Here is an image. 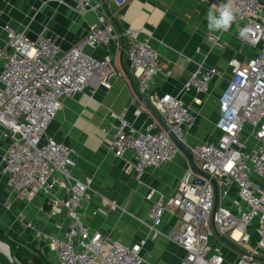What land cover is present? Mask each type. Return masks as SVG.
Wrapping results in <instances>:
<instances>
[{"label": "built area", "instance_id": "2783aa9c", "mask_svg": "<svg viewBox=\"0 0 264 264\" xmlns=\"http://www.w3.org/2000/svg\"><path fill=\"white\" fill-rule=\"evenodd\" d=\"M74 1L77 14L97 12L98 19L89 26L83 42L68 50L43 35L31 39L24 31L4 27L7 40L5 46H0V180L5 177L11 193L22 199L42 194L45 201L41 211L46 217L54 218L65 211L66 228L50 239L58 264H146V238L124 243L85 223L84 198L91 181L74 174V149L48 134L64 98L83 93L94 78L106 86L119 74L111 55L98 57L87 50L109 46L119 37L111 19L100 12L103 4ZM114 1L122 8L132 0ZM199 1L219 8L229 5L234 17L226 30L218 29L209 35L213 44H221L223 34L238 23L240 40L252 46L255 55L247 61L237 57L228 60L230 75L218 99L216 141H187L185 130L194 123V116L181 96L165 94L154 108L169 130L189 147L201 163L200 168L216 180L218 204L215 210L211 179L190 168L173 194L150 188L148 198L152 203L147 217L139 221L151 237H163L185 251L179 264H228L221 251L211 252L210 238L248 244L249 226L254 224L257 244L241 253L234 264H255L258 256H264V4L262 0ZM122 37L140 93L146 94L157 74L170 72L161 66L150 38H141L140 31L131 28ZM215 75H220L217 68L200 64L185 89L208 93ZM141 112L137 109L136 115ZM110 117L111 150L119 158L134 152L135 159L127 162V171L138 179L148 168L164 167L179 150L155 119L137 128L125 113L111 111ZM111 203L117 206L115 201ZM167 214L177 218L178 230H160ZM35 236L42 243L45 233L35 230Z\"/></svg>", "mask_w": 264, "mask_h": 264}, {"label": "crops", "instance_id": "0c3cea01", "mask_svg": "<svg viewBox=\"0 0 264 264\" xmlns=\"http://www.w3.org/2000/svg\"><path fill=\"white\" fill-rule=\"evenodd\" d=\"M94 1L103 4L100 12L111 19L110 23L119 37L109 46L87 50L98 57L111 55L119 74L106 86L94 78L83 93L64 98L49 125L48 134L74 149V174L81 180L91 181V188L84 198L83 212V219L91 229L124 243L146 238L143 249L146 264H179L185 251L163 237H151L139 218L148 215L152 203L148 198L150 188L173 194L190 169L189 162L178 150L164 167L148 168L138 179L133 172L127 171V162L135 159L134 152L128 151L124 158H119L111 150L113 120L110 112L125 113L135 127L142 128L154 118L139 96L154 107L163 95H178L191 106L194 116V123L185 130L187 141H216L219 137L215 127L218 99L230 75L228 60L237 57L247 61L256 50L240 40L238 23L231 32L223 34L221 44L215 45L209 40V35L218 29L209 27L207 17L210 11L219 16L217 4L207 5L199 0H132L119 8L114 0ZM262 2L264 4V0ZM75 9L74 0H64L63 3L61 0H0V46H5L7 40L4 27L10 25L24 31L31 39L43 35L56 42L62 50H68L83 42L89 26L98 19L97 12L81 16ZM127 28L140 31L141 38H150L159 53L161 66L170 72L169 75L157 74L146 94L140 93L137 77L130 65L127 43L122 37ZM2 64L3 59L0 58V70ZM200 64L220 71V75L213 77L208 93L185 89ZM137 109H141L140 115H136ZM1 151L2 145L0 154ZM44 201L42 194L22 199L11 193L5 177L0 180V225L14 235L33 240L43 248L53 264H58L50 239L60 235L68 219L65 211L54 218L46 217L41 211ZM111 201H115L117 206H113ZM177 224L180 225L177 218L167 214L159 228L169 232L176 229ZM35 230L45 233L42 243L36 238ZM249 233L251 240L244 245L216 238L220 244L216 251L222 252L228 264H234L241 253L257 244L258 233L254 224L249 226ZM255 264H264V256H258Z\"/></svg>", "mask_w": 264, "mask_h": 264}, {"label": "trees", "instance_id": "16d2710c", "mask_svg": "<svg viewBox=\"0 0 264 264\" xmlns=\"http://www.w3.org/2000/svg\"><path fill=\"white\" fill-rule=\"evenodd\" d=\"M0 239L6 241L13 250L14 258L21 264H53L46 254L32 243L19 240L8 234L0 225ZM12 264L6 257L0 254V264Z\"/></svg>", "mask_w": 264, "mask_h": 264}, {"label": "water", "instance_id": "95a60500", "mask_svg": "<svg viewBox=\"0 0 264 264\" xmlns=\"http://www.w3.org/2000/svg\"><path fill=\"white\" fill-rule=\"evenodd\" d=\"M142 100L143 105L145 106V108L148 110V112L152 115V117L158 121V123L161 125V127L167 131L169 133V135L172 137V139L174 140V142L177 144L179 150L181 152H183L189 162V166L190 168L197 174H200L206 178L211 179V181L213 182V185L215 187V210L218 204V190H217V182L216 180L211 177L208 173H206L205 171H203L201 168H199L194 161V156L191 152V150L189 149V147L187 145H185L181 140H179L167 127V125L165 124V122L163 121V119L161 118V116L158 114V112L156 111V109L143 97L139 96ZM1 242H3L7 247H8V254L3 253L11 262L12 264H21L20 262H17V260L14 258L13 255V250L11 249L10 245L4 241L1 240ZM227 241V240H226Z\"/></svg>", "mask_w": 264, "mask_h": 264}, {"label": "clouds", "instance_id": "9594fccd", "mask_svg": "<svg viewBox=\"0 0 264 264\" xmlns=\"http://www.w3.org/2000/svg\"><path fill=\"white\" fill-rule=\"evenodd\" d=\"M209 27L214 29H227L234 19L229 5H223L219 9V16L217 17L211 11L208 13Z\"/></svg>", "mask_w": 264, "mask_h": 264}, {"label": "rangeland", "instance_id": "374dc122", "mask_svg": "<svg viewBox=\"0 0 264 264\" xmlns=\"http://www.w3.org/2000/svg\"><path fill=\"white\" fill-rule=\"evenodd\" d=\"M194 161H195V164L200 168V167H201V163L198 161V159L194 158ZM179 227H180V225L177 224L176 229L178 230ZM7 232H8V231H7ZM8 234L12 235L13 237H15V238H17V239H19V240H23V241H26V242H28V243H32V244H34L35 246H37L38 249H40L41 251L44 252L43 248H40V247L37 245V243L33 242V240H31V239H29V238L26 239V238H24V237H20V236H18V235H14V234H12V233H10V232H8ZM209 245H210V247H211V252H214V251H216V248H218L217 246H219L220 244H219V242L216 240V238L213 236V237L210 238ZM44 253H45V252H44ZM0 254L3 255V256H5L2 252H0ZM45 254H46V253H45ZM46 256H47V254H46ZM47 257H48V256H47ZM17 262H18V261H17ZM6 264H7V263H6Z\"/></svg>", "mask_w": 264, "mask_h": 264}, {"label": "bare ground", "instance_id": "6f19581e", "mask_svg": "<svg viewBox=\"0 0 264 264\" xmlns=\"http://www.w3.org/2000/svg\"><path fill=\"white\" fill-rule=\"evenodd\" d=\"M0 252L8 254V247L0 241Z\"/></svg>", "mask_w": 264, "mask_h": 264}]
</instances>
